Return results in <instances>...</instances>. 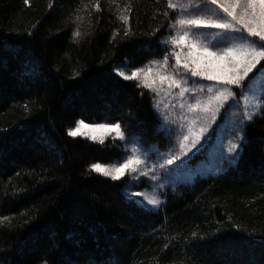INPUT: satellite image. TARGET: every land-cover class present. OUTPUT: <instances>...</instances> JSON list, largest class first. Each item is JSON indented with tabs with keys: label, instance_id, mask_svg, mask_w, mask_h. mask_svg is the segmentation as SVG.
Segmentation results:
<instances>
[{
	"label": "trees",
	"instance_id": "16d2710c",
	"mask_svg": "<svg viewBox=\"0 0 264 264\" xmlns=\"http://www.w3.org/2000/svg\"><path fill=\"white\" fill-rule=\"evenodd\" d=\"M131 2L125 36L128 0H0V264H264V119L235 166L166 191L159 210L90 171L122 157L119 141L67 136L77 119L115 120L165 148L150 93L114 73L162 56L165 0Z\"/></svg>",
	"mask_w": 264,
	"mask_h": 264
},
{
	"label": "snow or ice",
	"instance_id": "6c2138e0",
	"mask_svg": "<svg viewBox=\"0 0 264 264\" xmlns=\"http://www.w3.org/2000/svg\"><path fill=\"white\" fill-rule=\"evenodd\" d=\"M89 2L100 11L99 0ZM24 3L27 5L29 0ZM49 7H52L51 0ZM88 7L84 5L85 9ZM132 8L128 0L117 13V20L125 26V36L129 35ZM158 15L167 21L164 25L167 34L161 33L163 38L158 41L164 46L162 57L142 67L126 63L116 70V75L124 81H134L137 88L153 94L158 120L169 125L166 138L169 143H173L174 138V146L167 153H160L162 162L150 165V152H141L135 146L136 139L127 134L121 122L85 123L77 119L75 127L67 130V136L72 138L85 136L103 144L105 135L96 134L101 132L134 145L131 154L123 157L121 163L91 164V172L112 181L126 175L133 179L144 176L154 181L157 166L168 175L187 167L207 143L212 125L230 115L237 117L236 131L226 151L232 157L227 162L234 163L246 128L256 117L264 119V0H165L164 10ZM82 19L76 16L77 21ZM78 28L73 31V37L81 36ZM159 31L160 26H157L153 35ZM118 34L114 32L113 39ZM24 107L28 109L27 104ZM161 124L157 125L158 129ZM221 155L223 157V152ZM152 187L151 193L147 187L141 190L138 185L126 189L127 202L159 210L162 201L156 194L158 186ZM5 222L10 223L9 217L0 219V226Z\"/></svg>",
	"mask_w": 264,
	"mask_h": 264
},
{
	"label": "rangeland",
	"instance_id": "374dc122",
	"mask_svg": "<svg viewBox=\"0 0 264 264\" xmlns=\"http://www.w3.org/2000/svg\"><path fill=\"white\" fill-rule=\"evenodd\" d=\"M160 46L161 48L164 47L163 45H160ZM124 64H126V62ZM119 67L114 69L115 74H116V70ZM200 83L206 84L207 82L201 81ZM150 95L152 99L151 108L156 114V111L153 108V94L150 93ZM176 111L177 112L179 111L178 107ZM236 121H237V117H234L231 115L224 118L223 120L218 119L217 123L212 125V129H215V131L213 132L212 129L209 130L208 141L201 148L197 156L190 162V164L187 167L177 169L176 171L172 172L171 175H168L163 170L159 169V167L157 166L156 167V179L154 181H149L148 178L144 176H140L137 179H133L131 176H127V175L122 177L121 179L124 180V186L122 189V194L124 198L127 200V197L125 196V191L126 189H130L133 185H138L141 190L147 187V190L149 193L153 191L152 185H156L158 186L156 188V194L163 204L164 194L166 191H174L176 190L178 186H181V185L190 186L194 183L196 178L219 175L220 173L224 172L227 169V167L235 166L238 162L239 156L237 157L234 163H228L227 161L231 159L232 157L228 156L226 149L228 147L229 141L234 138L235 131H236ZM159 124H161L160 121H159ZM73 127H75V124ZM168 127L169 125L167 124H161V127L157 129L166 137V129ZM96 134L105 135V139L106 138L114 139L113 135L104 134L101 132H97ZM78 137L82 139H86L91 142H97V141L89 140L85 136H78ZM244 139L240 141L239 154L241 150V144L244 142ZM114 140H117L121 143L123 154H122V157L118 161H114L106 165L121 163L123 157L131 154V149L134 146L133 144H126L118 139H114ZM166 141H167V144L165 148L163 149L155 143L144 147L137 142V145L135 146L139 147L141 152H144V151L150 152V157H149L150 165L154 163L158 165V163L162 162V159H163L162 157H160V153H167L168 149L174 146V138H173V143H169L167 138H166ZM176 150H178V147ZM263 151H264V148H263ZM222 152L224 154L223 157L221 155ZM103 178H107V177H103ZM143 208L147 210H157V209H152L150 206H147V205H144Z\"/></svg>",
	"mask_w": 264,
	"mask_h": 264
}]
</instances>
